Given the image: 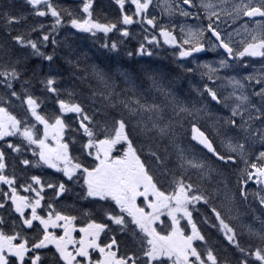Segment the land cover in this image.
<instances>
[{
  "label": "snow or ice",
  "instance_id": "obj_1",
  "mask_svg": "<svg viewBox=\"0 0 264 264\" xmlns=\"http://www.w3.org/2000/svg\"><path fill=\"white\" fill-rule=\"evenodd\" d=\"M24 2L31 15L51 23L20 30L28 14L16 0H0V264H264V69L221 75L246 72L250 58L264 60V0H161L169 20L195 24L159 23L149 15L152 0H130L131 14L125 0H115L120 21L106 22L94 17V0H81L79 14L52 0ZM135 17L152 31L124 51L123 39L108 34L130 37ZM67 26L91 37L102 33L108 64L81 67L72 59L68 37L57 39ZM160 38L178 58L176 76L146 65L123 67L122 51L151 57ZM49 42L50 53L42 50ZM61 46L72 75L80 72L76 78L88 85L92 114L77 92L62 96L57 86ZM209 49L219 58L187 67ZM29 56L47 61V71L30 69ZM197 71L202 86H175ZM32 78L55 94L54 114L43 111ZM14 101L24 107L22 115ZM81 131L76 149V135L67 134ZM28 153L34 159L23 158ZM9 156L25 170L46 166L60 175H18L15 163L9 170ZM71 192L95 207L62 203ZM249 197L261 214L238 233L232 220L239 215L222 210L238 212L237 200L248 204ZM201 206L209 214L198 221L194 212ZM203 225L222 234L235 255H221ZM245 234L259 242H245Z\"/></svg>",
  "mask_w": 264,
  "mask_h": 264
},
{
  "label": "trees",
  "instance_id": "obj_2",
  "mask_svg": "<svg viewBox=\"0 0 264 264\" xmlns=\"http://www.w3.org/2000/svg\"><path fill=\"white\" fill-rule=\"evenodd\" d=\"M100 38L103 40L102 37ZM134 39L135 38H133L132 36L131 40H134ZM76 48H77L76 49L77 54L75 55L73 59L75 60L78 57L82 62L81 67H84L85 65H91V64H95V65H99L103 67L106 64H108V60L106 59L105 52H102V54H100V52H97V48H94L96 49V51L92 55H90L89 53L90 46H89L87 38H84L83 40L82 39L78 40L76 42ZM119 59H120L121 64L125 68L131 69V68H137V67L146 65V66H150L155 69H159L171 76H176L180 72V69L178 68V58L173 57V55L168 54L164 47H162L161 50H158V51L154 50V55L151 57H147V56L141 57L139 55H135L133 57L120 56ZM61 64L62 66H64V69L66 70V75H62L60 77V80L65 82L63 90L71 89L77 92L80 95V97L84 98L85 100H82L80 98L78 99H80L84 103L86 109L89 111V114H92V109L94 108V106H92V104L89 101H86L88 100L87 98L88 97V85L86 82L82 83L79 79L76 78L79 75H81V73L77 72L76 76L74 77L72 75V67L69 68L70 65L67 64L64 59L61 60ZM196 75H197V72L182 76L178 81H176L175 86H178L182 91H187L190 88L199 86L193 83V80L195 79ZM196 81H198V78L196 79ZM144 88L145 89L148 88L147 83L144 84ZM210 109L212 111L216 110L214 106H210ZM251 187H254V184H252ZM242 203L243 202L239 201V199L237 200L236 208H238V212L234 209L233 212L229 214L227 211L222 210L223 214L226 217L229 215H232V216L239 215V209L241 208ZM249 204L251 205L250 212L252 214V217L256 215L259 216L261 214V206L258 204V201H253L252 198L249 197L248 204L246 205L248 206ZM252 209H255V212H253ZM208 214H209L208 210L205 207L201 206L199 213L194 212V218H196L199 221L204 215H208ZM249 222H252V220L251 221L249 220ZM232 224L236 227L238 233L244 232L242 225H245V224L242 222L241 219L232 220ZM202 230L207 235L210 236L211 242L220 251L221 255H229V256L235 255L234 250L231 247H228L227 242L224 240L222 234L217 232L215 229L209 228L207 225H203ZM120 239H124V237H121ZM243 239L245 242H250L253 244H256L259 242L258 240H254V239L249 240L246 234L244 235Z\"/></svg>",
  "mask_w": 264,
  "mask_h": 264
},
{
  "label": "flooded vegetation",
  "instance_id": "obj_3",
  "mask_svg": "<svg viewBox=\"0 0 264 264\" xmlns=\"http://www.w3.org/2000/svg\"><path fill=\"white\" fill-rule=\"evenodd\" d=\"M77 1H80V0H52V2L54 4H56L58 7H61L60 6V2H63L65 4V6H75ZM102 0H94V5L93 7H99V5H97L99 2H101ZM109 3H111V5H109ZM107 4V5H106ZM151 8H153V10H157L158 8H160V10H157V11H162L161 9V0H152V4L150 6ZM109 9H112V10H115L117 12V19L116 20H110V21H120V18H121V13H120V9H119V6L115 3V0H104V3L100 6V10L104 11V12H108ZM125 9L126 11L131 14L132 11L134 10V6L130 5V0H125ZM106 21H109V20H106ZM106 21H101V22H106ZM140 19H138L137 17L134 18V23L129 27V31L131 33V36L130 37H124V38H121L120 36V33L118 31H113L112 33H109L108 36L111 40H117L118 42L123 39L124 41V51H130L131 49H133L134 47L138 46L139 45V40H140V33L138 31V29L140 27H143V25L145 26L146 24H141L139 23ZM187 22L190 21L191 23L195 24L196 21H194L192 18H188L186 20ZM166 23H172V22H176V23H182L183 22V19H178V20H175V21H171L169 20V18L167 17L166 20H165ZM43 23H48L47 22H43ZM68 27L72 30V32H74L73 35L70 34L67 35L65 34H62L60 36V34L58 33L57 35V39L58 40H63L65 37H68L69 39V42L72 44V51L75 52V54H77L76 52V42L78 41L77 40V37H86L89 41H90V48H89V53L90 55H92L96 49L94 48H97V52H100V54H102V52H106V50H101L100 49V43L102 42V39L100 37L103 38V34L102 33H98L96 37H91L90 34L88 33H80L78 32V30H75V29H72L70 26H67L65 28L68 29ZM118 27H119V24H118ZM151 28V26H149ZM66 29V30H67ZM37 36V34H35V37ZM135 38L134 42L131 41V38ZM96 39V41H94ZM101 40L100 42L97 41V40ZM136 44V46H135ZM130 46H132L133 48L130 49ZM52 44L51 42H49L47 44L46 47L42 48L43 51H46V52H51L52 51ZM171 51H172V48H170ZM30 52V49L28 50ZM124 51L121 52V55L120 56H125L124 54ZM65 55H68V51L65 50L63 48V46H61L60 48L57 49V60H56V63L57 65L59 66L58 67V70H57V75L59 76L60 73H61V69H60V60L61 59H64V56ZM111 55V54H109ZM206 57H212L213 59H218L219 56L217 55V52L216 50H211L209 49L207 51V54L205 55ZM75 57L72 56L71 58L73 59ZM201 57H197L196 59H200ZM191 61V60H189ZM28 67L31 69V68H36L38 71L40 69H43L44 71H47V67H48V62L47 61H42V58L40 57H35V56H29V60H28ZM29 76H31V72H29L28 74ZM32 80L35 82L36 86L38 88H41L42 89V84L39 82V79L38 78H32ZM58 87L60 86L59 84V80H58ZM0 94H3V89L0 88ZM33 94L35 96H38L42 99L43 103H42V109L44 107H47L48 110H49V113L52 114V109H54L57 104L55 103V99L56 98H53L54 100H49V97L46 95V94H43V96L40 95L39 92H33ZM14 106H20V107H23L21 106L20 104V101H14ZM18 114H23L24 111L21 110V109H18L17 108V111H16ZM71 121H74V118H72V116H69V118L66 117V122H70L71 124V128H75L76 127V124L74 122H71ZM76 135V139L77 141H82L81 138H82V135L83 134H76V133H72V132H69L67 135L68 136H71V135ZM74 154H77L76 151H74ZM25 158H28L29 159V155L27 154L25 156ZM12 168V157L9 156V170H11ZM18 174V173H17ZM74 197L75 195H73L72 197L69 196V193L65 194L64 196V199L62 200V203H65V204H76L77 202L74 200ZM86 206L90 207L91 208V205L86 203Z\"/></svg>",
  "mask_w": 264,
  "mask_h": 264
},
{
  "label": "rangeland",
  "instance_id": "obj_4",
  "mask_svg": "<svg viewBox=\"0 0 264 264\" xmlns=\"http://www.w3.org/2000/svg\"><path fill=\"white\" fill-rule=\"evenodd\" d=\"M149 9H153V8H149ZM71 10H73V11H75L77 14H79V7H78V6L72 8ZM149 15H150V13H149ZM154 16H156V17L158 18L159 23H166V22H165V20H166V18H167V15H166V14H165V15H162V13H157V12H155ZM33 17H34V19L40 20L41 23H43V22H47V21H48V23H43V24H45V25H48V24L51 23V19H50V17H48V18H44V17H36V16H33ZM229 23H230V22H229ZM221 27L223 28L224 25H221ZM66 29H67V28L63 27V28H61V29L59 30V34H60V36H61L62 34H64V32L66 31ZM177 31H178V29H177ZM160 39H161V43H162V42H163V41H162V38H160ZM216 52H217V51H216ZM214 60H215V59H213L212 57H210V58H200V59L193 60V61L189 62V64H187V67H194V66H195V63H197V62H199V61H209V62H211V61H214ZM262 69H264V60H261L259 57H255V58H250V60H249V66H248L246 72H245V71H240V72H238V73H233V72H225V71H222V72H221V75H234V74L246 75L247 72H253V71H257V72H258V71H260V70H262ZM197 78H198V81H196ZM200 82H201V76H200L199 71H197V75H196L195 79L193 80V83H194V84H197V85H199V86H202ZM225 94H226V93H225ZM17 108H18V109H21V110L24 111V107H20V106H14V107H13V110L16 112V111H17ZM45 110H47V109H45ZM92 111H93V109H92ZM14 163L16 164L18 175L21 174V173H23V174L25 175V177L30 176L29 173L31 172V169H32V168H28V169L25 170V169H24V166L19 165L18 161H13V164H14ZM12 166H13V165H12ZM43 168L48 169L46 166L43 167ZM53 171H55V170H54V169H51V170H50V173H49V174H46L45 179H47V180H55L56 177H55L54 175L51 174ZM35 173H37V170H36V169H33V171L31 172V174L36 175ZM21 182L23 183L24 181H21ZM251 186H252V185H250L249 187H250V188H253V189L257 187L256 185H254V187H251ZM22 191H23V190L21 189V194H24ZM25 194H27V193H25ZM79 205H81V204H79ZM256 216H257V215H256ZM239 219H241L242 222H243L245 225L253 222V217H252V214H251V212H250V208H249V206H247L244 202L242 203V206H241V208L239 209ZM249 220H250V221L252 220V222H249ZM248 222H249V223H248ZM256 226H257V227L259 226V224H258L257 222H256Z\"/></svg>",
  "mask_w": 264,
  "mask_h": 264
}]
</instances>
